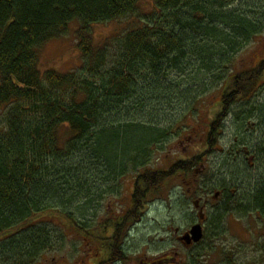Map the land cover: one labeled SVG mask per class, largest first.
<instances>
[{
  "label": "trees",
  "instance_id": "1",
  "mask_svg": "<svg viewBox=\"0 0 264 264\" xmlns=\"http://www.w3.org/2000/svg\"><path fill=\"white\" fill-rule=\"evenodd\" d=\"M140 1L0 0V239L11 241L0 250L1 262L36 264L57 248L49 229L55 220L62 234L66 228L89 234L78 216L96 206L102 187L118 189L121 178L135 174L132 208L108 237L124 258L123 221L143 216L149 194L201 162L197 156L139 173L151 162L152 147L174 132L160 128L170 108L188 101L222 66L229 69L235 54L262 34L264 0H153L139 23ZM127 17L132 29L96 44L94 24ZM74 21L83 66L41 72L39 50L66 35ZM233 74L208 126L211 151L232 106L255 92L264 60ZM221 187L224 205L214 222L238 210L264 215L263 183L248 186V203Z\"/></svg>",
  "mask_w": 264,
  "mask_h": 264
},
{
  "label": "rangeland",
  "instance_id": "2",
  "mask_svg": "<svg viewBox=\"0 0 264 264\" xmlns=\"http://www.w3.org/2000/svg\"><path fill=\"white\" fill-rule=\"evenodd\" d=\"M153 6V0H141L137 22H142L140 20L151 13ZM78 24V21L72 22L66 35L39 50L41 72L55 70L70 73L80 70L84 60L77 48ZM132 25L133 19L130 17L94 24V41L100 46L105 45L127 33L133 28ZM263 60L264 31L235 54L228 65L229 69L222 71V66L206 84L194 86L198 88L191 98L172 106L161 121L160 128L173 127L174 132L157 148L152 147L149 155L151 162L139 173L168 169L178 160L197 156H201V162L187 175L173 178L160 191L149 194L145 208L139 207V211L143 209L141 218L133 220L130 217L123 221L120 244L134 263L141 259L164 258L167 261L165 264H264V215L252 209L245 213L238 210L214 222L216 211L224 205L222 185L227 184L231 189V198L237 200L245 197L246 202H250L251 189L248 186L253 180L264 185V75L249 98L239 100L232 106L230 115L223 121L214 150L206 146L208 126L212 120H216L217 115H214L220 111L225 79L233 72L251 70ZM3 117L0 110L1 126ZM136 176L127 174L121 178L118 189L114 186L102 187L101 191H104L96 196V206L87 216H78L87 224V229L93 227L89 234L82 236L74 229L67 228L62 234L61 222L53 221L49 229L53 232L55 245L59 241V246L48 252L49 257L64 255L70 258L65 260L66 264H76L79 260L87 261L84 252L87 248L98 252L112 232L111 229L107 232V226H112L132 208ZM110 189L111 192H108ZM217 193L221 194L215 197ZM196 200L200 201L207 215L204 237L197 247L187 250L176 236L197 221L199 209L194 206ZM49 220V217H45L41 221ZM10 242V238L0 239V250H7ZM43 260V257L40 258L36 264H48ZM0 264L9 262L5 259Z\"/></svg>",
  "mask_w": 264,
  "mask_h": 264
},
{
  "label": "flooded vegetation",
  "instance_id": "3",
  "mask_svg": "<svg viewBox=\"0 0 264 264\" xmlns=\"http://www.w3.org/2000/svg\"><path fill=\"white\" fill-rule=\"evenodd\" d=\"M194 206L196 208L195 204H194ZM130 210L131 209H129L128 212ZM128 212H127V214L125 216L122 215V218L123 217L125 218L128 215ZM119 219H121V218H119ZM117 221L114 224H117ZM205 221H206V218H205ZM205 221H203V224L205 223ZM114 224L112 226H108L107 227V229H111L112 230V232L109 234L108 237H110L113 234V229H114V226H115ZM194 225H195V223L191 224L190 228H187L184 232H182L181 234H178L176 236V239L179 240V238L181 236H184L187 233H189L191 228ZM92 228H90L89 230H91ZM177 233H178V230H177ZM105 239L107 240L108 238H105ZM105 239H103V240H105ZM180 243L187 250H190V249H193V248L197 247L201 242H198V243L192 242L191 244H188L186 241H181ZM110 244L111 243L109 242V240H107V243H105L102 246V248H100L98 250V252H96V253L93 252V250H90L89 248H87L86 250H84L85 255L87 257V261L86 260H83V261L79 260L78 262H76V264H165L167 262L164 258L163 259L162 258H153V259H148V260H145V261L141 259L140 260L141 262L134 263L132 261V259L130 257H128V256L124 257V258H121L118 249H116L114 247L111 248ZM112 244H113V242H112ZM43 259H44L43 261L44 262L47 261L48 264H66L65 260H70V258H67L64 255L49 257L47 255V253H46V255L44 254Z\"/></svg>",
  "mask_w": 264,
  "mask_h": 264
},
{
  "label": "water",
  "instance_id": "4",
  "mask_svg": "<svg viewBox=\"0 0 264 264\" xmlns=\"http://www.w3.org/2000/svg\"><path fill=\"white\" fill-rule=\"evenodd\" d=\"M195 204L196 206H198L199 202H196ZM201 218L204 219V215L202 212H201ZM203 236H204L203 227L200 223H198L194 225L191 231L187 235L183 236L181 240L186 241L188 244H191L192 242L197 243L202 240Z\"/></svg>",
  "mask_w": 264,
  "mask_h": 264
},
{
  "label": "bare ground",
  "instance_id": "5",
  "mask_svg": "<svg viewBox=\"0 0 264 264\" xmlns=\"http://www.w3.org/2000/svg\"><path fill=\"white\" fill-rule=\"evenodd\" d=\"M213 198H214V197H213ZM204 227H205V226H204ZM191 229H192V228H191ZM190 231H191V230H190ZM187 234H188V233H187ZM187 234H186V235H187ZM184 236H185V235H184ZM182 237H183V236H182ZM181 241H184V240H181ZM194 243H196V242H194ZM197 243H198V242H197ZM139 262H141V261H138V263H139Z\"/></svg>",
  "mask_w": 264,
  "mask_h": 264
}]
</instances>
